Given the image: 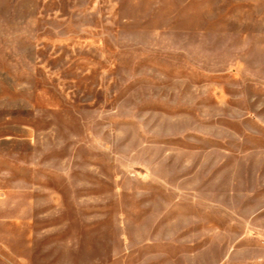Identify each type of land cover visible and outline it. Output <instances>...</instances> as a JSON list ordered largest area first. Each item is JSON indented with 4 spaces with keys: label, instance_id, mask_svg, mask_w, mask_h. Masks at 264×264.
I'll return each mask as SVG.
<instances>
[{
    "label": "rangeland",
    "instance_id": "374dc122",
    "mask_svg": "<svg viewBox=\"0 0 264 264\" xmlns=\"http://www.w3.org/2000/svg\"><path fill=\"white\" fill-rule=\"evenodd\" d=\"M0 264H264V0H0Z\"/></svg>",
    "mask_w": 264,
    "mask_h": 264
}]
</instances>
